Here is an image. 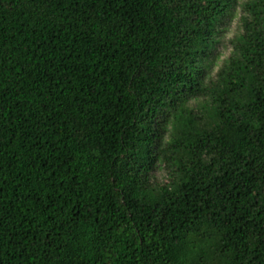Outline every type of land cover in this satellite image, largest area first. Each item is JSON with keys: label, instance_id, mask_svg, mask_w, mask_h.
Masks as SVG:
<instances>
[{"label": "trees", "instance_id": "1", "mask_svg": "<svg viewBox=\"0 0 264 264\" xmlns=\"http://www.w3.org/2000/svg\"><path fill=\"white\" fill-rule=\"evenodd\" d=\"M0 264H264V0H0Z\"/></svg>", "mask_w": 264, "mask_h": 264}, {"label": "rangeland", "instance_id": "2", "mask_svg": "<svg viewBox=\"0 0 264 264\" xmlns=\"http://www.w3.org/2000/svg\"><path fill=\"white\" fill-rule=\"evenodd\" d=\"M239 31V15L226 21L223 31L220 33L219 42L215 46V51L219 53L220 59L227 57L231 53L234 35ZM157 179H163L165 175L162 171H157Z\"/></svg>", "mask_w": 264, "mask_h": 264}, {"label": "clouds", "instance_id": "3", "mask_svg": "<svg viewBox=\"0 0 264 264\" xmlns=\"http://www.w3.org/2000/svg\"><path fill=\"white\" fill-rule=\"evenodd\" d=\"M212 241H208L207 242V246L209 247V248H211V245H212ZM192 254V250L191 249H186L185 250V259H187L188 258V256H190Z\"/></svg>", "mask_w": 264, "mask_h": 264}]
</instances>
